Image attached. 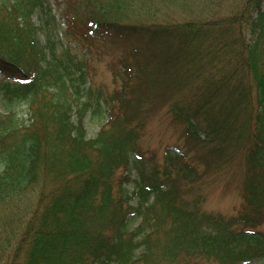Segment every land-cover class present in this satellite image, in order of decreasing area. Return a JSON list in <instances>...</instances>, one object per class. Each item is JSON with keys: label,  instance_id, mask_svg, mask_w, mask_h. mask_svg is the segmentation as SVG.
I'll list each match as a JSON object with an SVG mask.
<instances>
[{"label": "trees", "instance_id": "16d2710c", "mask_svg": "<svg viewBox=\"0 0 264 264\" xmlns=\"http://www.w3.org/2000/svg\"><path fill=\"white\" fill-rule=\"evenodd\" d=\"M136 2L61 11L71 34L131 56L105 92L40 41L48 0L0 1V264H264V0H170L186 14L170 19ZM160 112L181 143L145 156ZM85 119H105L91 139ZM221 163L241 179L230 215L202 208Z\"/></svg>", "mask_w": 264, "mask_h": 264}, {"label": "rangeland", "instance_id": "374dc122", "mask_svg": "<svg viewBox=\"0 0 264 264\" xmlns=\"http://www.w3.org/2000/svg\"><path fill=\"white\" fill-rule=\"evenodd\" d=\"M48 1L51 10L38 9L32 14L34 24L40 27V33L38 34L40 41L44 42L49 37L55 42L57 49L68 50L73 58L81 62L87 70L86 87H101L105 92H111L115 88H118L120 85V77L116 73H122L120 60L129 58V63H132L131 56L126 52V47L121 42L110 39H99L87 34H85L86 36H81L78 33L71 34L61 16V11L66 6L67 1L71 2L73 6H77L78 0ZM136 1V12L139 9L141 11L145 6H152L151 8L155 11V13L153 12L155 16H162L163 18L169 19L173 16L186 17L183 8L180 7L176 10L170 9V6L174 4L170 3V0ZM145 1L148 4L142 5ZM198 5H200L199 2ZM85 13L86 9L77 8L75 16L79 20H82L84 19ZM17 111L19 115H23L24 118L26 117V106L24 102L18 105ZM161 111L163 112V110ZM162 112L155 117L152 116L139 141L140 149L145 156L150 152H154L156 156L161 155L166 146H171L172 149H175L174 144L181 143V140H178L179 130L172 128L173 126L169 123V115H164ZM102 122L104 123L105 119L97 122H90L85 119L86 139H91L96 135ZM229 166L230 164L221 163L218 168H223L217 171L210 181L203 184L205 199L202 202V208L204 210L220 212L224 215H230L236 211L240 203L239 187L241 179L238 168L234 166L230 168ZM131 172L133 173V171ZM120 174L121 172H118L116 178H119ZM133 184V182H130L125 186L131 191ZM238 264L260 263L257 260H252Z\"/></svg>", "mask_w": 264, "mask_h": 264}]
</instances>
